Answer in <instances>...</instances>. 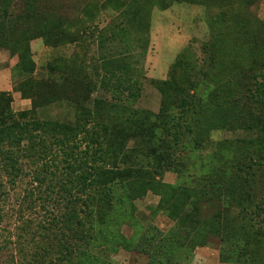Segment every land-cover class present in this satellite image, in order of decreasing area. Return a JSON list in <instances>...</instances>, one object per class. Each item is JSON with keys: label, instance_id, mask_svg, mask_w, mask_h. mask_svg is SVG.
<instances>
[{"label": "trees", "instance_id": "trees-1", "mask_svg": "<svg viewBox=\"0 0 264 264\" xmlns=\"http://www.w3.org/2000/svg\"><path fill=\"white\" fill-rule=\"evenodd\" d=\"M30 22L21 24L13 19L10 1L0 0V48L9 49L18 57L16 67L24 75L13 90L33 102L31 108L15 112L10 106L11 94L0 90V168L14 184L23 172L21 158L38 156L43 175H37L36 180L48 184L43 197L62 206L42 207L35 224L32 217L24 219L22 231L10 239L11 254L0 258V264H110L102 258L104 245L108 247L109 241L118 236L110 228L133 217L131 209L123 208L125 203L127 200L131 203L149 189L160 195L154 213L162 212L175 223L166 232L146 230L140 234L137 247L152 257L148 264H181L179 251L189 253V244L199 241L206 244L210 238L219 239L221 255L226 260L264 264V258L254 253L256 248L252 244L264 232L262 202L255 199L245 202L235 188L223 191L213 182L219 172L230 171L239 176L241 171L240 180L249 186L263 166L256 161L236 166L228 163L230 155L222 149L205 150L209 133L198 128L201 111L206 108L217 114L216 129L233 128L232 123L242 116L238 103L232 105L227 115L225 99L206 79L193 84L174 104L168 87L174 88L175 81L150 79L162 91L160 110L136 107L134 103L142 93V74L135 69L131 52L102 54L98 58L99 69L95 70L100 72L97 80L83 81L72 77L74 74L36 80L32 76L36 63L30 41L43 38L47 45L57 46L71 42L73 36L68 31L69 23L60 17ZM131 23L132 19L120 23L118 30L116 26L100 29L101 47L105 42L112 43L116 34L124 35L131 30ZM148 26L146 23L137 27V47H142V51L149 40ZM211 61L212 56L206 62ZM255 66L253 63L249 69L251 73L241 91L247 101L264 102V68ZM68 86L77 92L78 98L83 97L79 90L87 86L88 98H92L91 106L79 105L73 124L33 117L37 107L65 96ZM97 89L110 92L112 99L94 95ZM236 122L241 125L243 119ZM249 127L259 129L261 144L264 114L257 116ZM196 130L198 135L192 137ZM26 149L32 152H24ZM187 156L199 158L187 162ZM166 171L177 172L181 181L164 182ZM167 189L182 193L175 197L166 194ZM234 223L238 232L229 231Z\"/></svg>", "mask_w": 264, "mask_h": 264}, {"label": "rangeland", "instance_id": "rangeland-1", "mask_svg": "<svg viewBox=\"0 0 264 264\" xmlns=\"http://www.w3.org/2000/svg\"><path fill=\"white\" fill-rule=\"evenodd\" d=\"M9 1L11 17L21 24L52 17H60L69 23L68 31L73 36L69 43L52 46L47 45L43 38L30 41L32 58L36 63L32 76L36 80L59 79L64 74H74L72 77H79L83 81L97 80L100 72L95 70L99 69L98 58L102 54L131 52L134 54L133 65L142 74V93L134 103L136 107L147 108L153 112L160 110L162 91L150 79L175 81L174 88L168 87L174 104L193 84L206 79L216 87L220 98L225 99L224 111L227 115L231 113L232 105L237 102L242 116H238L236 121L243 119L241 125L235 121L231 126L233 128L216 129L217 114L206 108L201 111L198 128L209 133L210 140L208 144L205 143V150L222 149L230 155L228 163L243 167L255 161L261 162L262 171L255 179H251L249 186L240 180L243 177L240 176L241 171H238L239 176L232 175L230 171L219 172L217 180L213 182L217 188L220 185L223 191L230 187L235 188L237 193L241 192L239 198L245 199V202L255 199L264 206V138L260 144L259 129L249 127L257 116L264 114V102L247 101L241 91L251 73L248 71L252 64L259 67L255 66L256 69L264 68V0H197L203 3L187 0ZM164 3L167 4L166 8ZM129 19H132L131 30L124 35L116 34L114 41L105 42L102 48L98 36L100 29L108 26L110 30L112 26H116L118 30L120 23L125 24ZM146 23L149 24V40L147 44H143L146 49L142 51V47H137V27ZM210 56L212 61L207 63ZM17 60L18 57L12 55L9 49L0 48V90L11 94L10 106L15 112L29 109L33 103L31 98H23L19 91L13 90V86L24 79V75H20L17 70ZM67 89L65 96H59L61 99L51 100L37 107L33 117L73 124L79 114V105L91 106L92 98H88L87 86L79 90L84 98H78L77 92L71 86ZM94 95L112 99L110 92L98 89ZM197 135L198 132H194L192 137ZM24 152L31 153L32 150L26 149ZM184 155L182 151L181 156ZM190 158L185 157L187 162L199 157ZM21 160L23 172L16 177L14 184L8 180L10 176L7 172L0 168V258L11 254L10 239L22 231L21 224L24 219L32 217L35 224L41 217L42 207L62 206L47 202L43 197L48 184L36 180L37 175H43L41 159L38 156H24ZM230 168L232 167H228ZM163 180L166 183H176L181 181V177L175 171H166ZM175 191L167 189L165 193H171L175 197L182 193L180 190L177 193ZM159 199L160 195L149 189L131 203L127 200L123 208L131 209L134 216L125 218L126 220L110 228L118 236L109 241L108 247L104 245L102 258L106 262L148 264L151 261L152 257L137 247L141 240L140 234H144L146 230L166 232L175 223L162 212L154 213ZM178 201L180 203V199ZM200 203L199 200V205ZM22 209L23 213L20 214ZM233 230L239 231L235 223L229 227V231ZM207 241L209 242L206 244L192 242L189 244V253L186 250L179 251V262L238 264L222 257L219 239L210 238ZM252 244L256 248L254 253H259L264 258V232Z\"/></svg>", "mask_w": 264, "mask_h": 264}]
</instances>
